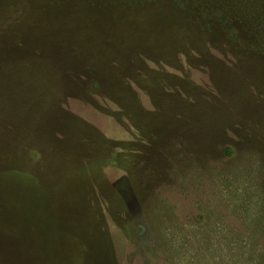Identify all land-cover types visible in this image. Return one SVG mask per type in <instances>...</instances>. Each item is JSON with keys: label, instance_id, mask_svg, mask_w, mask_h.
Here are the masks:
<instances>
[{"label": "rangeland", "instance_id": "374dc122", "mask_svg": "<svg viewBox=\"0 0 264 264\" xmlns=\"http://www.w3.org/2000/svg\"><path fill=\"white\" fill-rule=\"evenodd\" d=\"M0 0V264H264V0Z\"/></svg>", "mask_w": 264, "mask_h": 264}, {"label": "trees", "instance_id": "16d2710c", "mask_svg": "<svg viewBox=\"0 0 264 264\" xmlns=\"http://www.w3.org/2000/svg\"><path fill=\"white\" fill-rule=\"evenodd\" d=\"M123 2H129L135 6L142 5H156L169 3L173 7L180 8L196 14L199 19L211 21L222 20L219 19V14H222L225 10H231L235 12L236 17H241V0H121ZM219 13L221 8H224Z\"/></svg>", "mask_w": 264, "mask_h": 264}]
</instances>
